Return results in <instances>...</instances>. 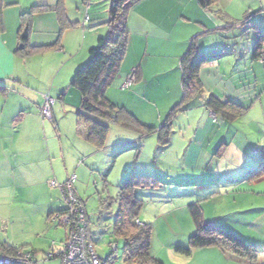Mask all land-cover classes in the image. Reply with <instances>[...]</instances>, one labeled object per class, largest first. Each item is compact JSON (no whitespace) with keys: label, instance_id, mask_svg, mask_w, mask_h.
<instances>
[{"label":"rangeland","instance_id":"374dc122","mask_svg":"<svg viewBox=\"0 0 264 264\" xmlns=\"http://www.w3.org/2000/svg\"><path fill=\"white\" fill-rule=\"evenodd\" d=\"M256 25L264 31L263 19L259 18ZM229 55L225 62L239 65L227 75L238 81L241 89H247L242 92L246 97L249 65L242 53L235 58ZM159 78L150 90L157 98L146 96L151 105L140 106L143 104L146 121L156 123L147 127L157 128L153 125L159 124L161 115L164 125L168 115L176 113L173 129L183 131L182 139L175 137L169 148L158 145L155 132L145 134L143 140L131 135L132 131L115 137V127L109 124L110 134L102 149L95 147L90 156L89 152L76 156L81 150L79 145L86 146L78 137L77 110L62 111L56 124L44 121L38 113L40 124L29 117L7 126L0 140V246L36 252L39 264H61L59 258L44 263L51 249L58 252L63 248L66 233V226L59 225L56 214L49 216L66 205L61 190L50 185L55 180L63 184L53 175L58 170L59 175L67 176L65 179L77 177L75 189L85 205L89 237L99 256L107 261L113 251L111 244H117L112 264H127L125 241L113 233L119 188L127 177L149 176L159 183L151 180L146 185H133L131 191L141 203L139 221L152 228L150 252L154 258L164 264H252L217 247H191L190 238L197 225L190 207L199 209L203 224H215L264 250L263 109L262 113L250 110L234 122L210 115L208 134L198 135L194 141L195 130L205 123L204 111L181 113L185 108L183 94L176 96L181 83L176 84L166 73ZM113 86L121 90L117 83ZM214 118L217 122L212 125ZM50 132L56 134L57 141ZM80 166L85 175L75 171ZM178 247L191 249V255L179 252ZM253 264H264V255Z\"/></svg>","mask_w":264,"mask_h":264},{"label":"crops","instance_id":"0c3cea01","mask_svg":"<svg viewBox=\"0 0 264 264\" xmlns=\"http://www.w3.org/2000/svg\"><path fill=\"white\" fill-rule=\"evenodd\" d=\"M110 6L111 0H0V140L5 129L17 120L33 117L40 124L38 113L41 114L39 110L47 95L56 100L52 107L55 124L66 109L69 112L77 110V119L76 113L80 111L83 96L72 81L78 68L90 60V49L96 47L99 38L108 33ZM248 15H252L253 20L245 23ZM259 18L264 20V0H218V5L211 9L202 8L197 0L139 1L127 15V51L120 74L114 81L121 90L113 83L112 89L111 86L107 89V97L134 114L141 125L156 124L146 121V115L142 114L143 104L140 106V103L149 106L151 103L144 98H157L150 90L153 84L159 83L163 73L172 76L176 84L182 83L181 60L195 41L200 53L208 57V62L201 69L205 92L242 107L239 117L233 121L224 120L237 121L253 109L261 113L263 109L264 112V66L254 55L258 30L263 36L260 50L264 52V31L256 25ZM67 25L70 27H65ZM229 53L233 58L242 53L249 65L247 81L250 87L246 97L242 92L247 89H241L240 83L227 75V71L235 70L239 65V62H225ZM136 69L140 70L139 80L129 90H123L122 84ZM205 92L202 100H192L193 106L181 112L204 111L205 123L193 131L194 141L198 135L204 134L205 137L208 134L206 126L211 125L210 115L216 117L205 106L208 97ZM181 95L182 87L176 96L180 98ZM162 121L161 115L159 124L153 126L159 130ZM216 122V118L211 121L212 125ZM112 125L115 137L132 131L131 135L144 139L143 132L138 128ZM49 129L52 131V126ZM50 133L56 140V134ZM77 133L86 146L79 145L81 150L76 156L85 155V152H89L90 156L96 145L88 140L89 132L78 123V119ZM182 133L173 129L167 148L173 144L175 137L179 136L181 140ZM135 137L133 139H137ZM190 154L191 149H188L186 155ZM60 161L58 153L57 162ZM75 171L86 174L82 166ZM53 175L63 183L69 178L59 175L58 170L53 171Z\"/></svg>","mask_w":264,"mask_h":264},{"label":"trees","instance_id":"16d2710c","mask_svg":"<svg viewBox=\"0 0 264 264\" xmlns=\"http://www.w3.org/2000/svg\"><path fill=\"white\" fill-rule=\"evenodd\" d=\"M139 1L141 0H111L109 19L107 21L108 33L106 36L99 38L96 47L90 49L89 62L76 71L72 81V85L77 88L83 96V103L80 111L76 113L78 123L86 127L89 132L88 140L96 145L98 149H102L105 146L110 131L109 124H115L129 129L138 128L144 135H149L157 131L158 145L161 146L168 145L172 135L175 112L172 111L168 115L165 124L161 129L159 128V130H157V128L154 127L141 125L134 114L124 107H118L106 95L107 89L112 86L120 74L121 64L127 51V15ZM197 1L204 9H211L218 5V0ZM252 20V15H248L245 23H250ZM65 27L70 26L67 25ZM257 33L258 38L254 55L258 61L262 53L260 48L263 36L260 35L259 30ZM207 62L208 57L204 53H200L194 41L188 48L180 64L182 71V104L185 105V108H183L184 110L181 112H185L189 109V106H193L192 100L194 101L196 98H202L204 89L200 73L202 66ZM139 73L140 70H137L134 83L139 80ZM125 83L122 84L121 88ZM131 87L132 85L127 89H122L129 90ZM205 106L215 115H219L228 121H233L235 118L239 117L243 111L238 103L223 101L214 95H209L207 97ZM52 122H54V120H52ZM142 178L150 181L144 182ZM135 180L138 181V183H136ZM151 180L155 183H159L157 179L149 176H130L123 181L119 188L120 193L117 201L118 212L114 222L113 233L115 236L121 237L125 241L127 264H164L151 255L152 228L150 225L142 224L139 221L137 213L141 207V203L133 196L131 191L133 185L139 186L141 183L146 185L151 182ZM74 190L77 194L75 184ZM67 210L68 208L65 205L61 210L50 213L49 216L51 217L54 214L64 215ZM190 211L197 225V231L190 238L191 247H217L224 252L232 254L238 259L247 260L252 264L258 262L259 258L264 255V250L248 244L237 234L215 224H203L201 221V212L196 206H191ZM60 224L59 222V225ZM177 250L186 255H191V249L178 247ZM0 251L8 256L16 255L20 251L29 252L14 247L9 248L4 246H0ZM31 253L37 257L36 252ZM112 254L107 260L110 264L115 261Z\"/></svg>","mask_w":264,"mask_h":264},{"label":"built area","instance_id":"2783aa9c","mask_svg":"<svg viewBox=\"0 0 264 264\" xmlns=\"http://www.w3.org/2000/svg\"><path fill=\"white\" fill-rule=\"evenodd\" d=\"M258 62L264 66V52L261 53ZM137 69L133 70L127 78L123 89L134 84ZM56 100L51 96L45 97V103L41 109V116L44 120H53L52 107ZM76 175L70 177L67 182L59 184L52 181L53 187L59 188L63 195L64 203L68 210L64 215H56V220L66 226V234L63 248L57 252L55 249L45 256L44 263L54 258H59L61 264H110L104 261L98 254L96 247L89 237V226L83 201L77 196L74 190ZM112 256L118 249L117 244H111ZM0 264H39L37 257L31 252L20 251L16 255L8 256L0 252Z\"/></svg>","mask_w":264,"mask_h":264},{"label":"water","instance_id":"95a60500","mask_svg":"<svg viewBox=\"0 0 264 264\" xmlns=\"http://www.w3.org/2000/svg\"><path fill=\"white\" fill-rule=\"evenodd\" d=\"M26 37V36H25Z\"/></svg>","mask_w":264,"mask_h":264}]
</instances>
